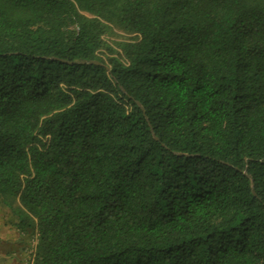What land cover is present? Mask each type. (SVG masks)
<instances>
[{
  "label": "trees",
  "instance_id": "trees-1",
  "mask_svg": "<svg viewBox=\"0 0 264 264\" xmlns=\"http://www.w3.org/2000/svg\"><path fill=\"white\" fill-rule=\"evenodd\" d=\"M0 199L31 264H264V0H0Z\"/></svg>",
  "mask_w": 264,
  "mask_h": 264
},
{
  "label": "rangeland",
  "instance_id": "rangeland-1",
  "mask_svg": "<svg viewBox=\"0 0 264 264\" xmlns=\"http://www.w3.org/2000/svg\"><path fill=\"white\" fill-rule=\"evenodd\" d=\"M129 35L119 29H114L110 41H130ZM18 201L7 204L0 199V264H31L37 244V236L32 229L20 230L17 209Z\"/></svg>",
  "mask_w": 264,
  "mask_h": 264
},
{
  "label": "water",
  "instance_id": "water-1",
  "mask_svg": "<svg viewBox=\"0 0 264 264\" xmlns=\"http://www.w3.org/2000/svg\"><path fill=\"white\" fill-rule=\"evenodd\" d=\"M96 64H99V63L96 62Z\"/></svg>",
  "mask_w": 264,
  "mask_h": 264
}]
</instances>
